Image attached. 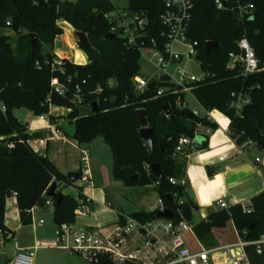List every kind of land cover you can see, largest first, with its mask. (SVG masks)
Returning <instances> with one entry per match:
<instances>
[{
	"label": "trees",
	"instance_id": "trees-1",
	"mask_svg": "<svg viewBox=\"0 0 264 264\" xmlns=\"http://www.w3.org/2000/svg\"><path fill=\"white\" fill-rule=\"evenodd\" d=\"M191 1L188 37L197 42L196 58L207 75L192 87L196 102L204 112L216 111L229 120L228 134L237 148L248 142L255 147L264 145L261 74L242 77L238 68L227 69L228 55L238 53L237 42L242 38L248 41L258 62L264 63V0H247L254 7L253 18L243 22L229 12L218 11L215 0ZM115 10L110 0H0V30L8 32L0 36V241L10 234L4 214L6 200L12 196L24 226L31 224L30 211L44 208L46 201L53 203L56 227L72 224L78 208L76 198L62 195L58 189L71 185L66 176L32 148L26 125L14 116V111L21 109L35 117H46L50 123L58 119L49 114L50 109L66 110L67 116L59 118L73 124L71 139L78 145L100 139L108 147L113 180L124 188L152 186L164 206H168L165 197L177 193L185 205L196 209L184 187L169 183L170 179L182 180L189 155L187 151L175 154L174 150L180 138H195L198 127L211 131L217 127L204 117H187L186 111L175 109L174 97L154 98L147 91L134 93L132 79L140 70L139 53L127 49L118 38H105L109 25L104 15ZM126 10L145 14L152 34L161 30L163 0H127ZM59 22L85 35L94 52L86 54L79 47L88 58L87 64L58 60L54 55V41L64 33ZM9 33L15 36V47L10 44ZM30 34L39 40L33 55ZM209 42L217 47L207 52ZM53 61H59L60 65L52 68ZM53 79L63 86V96L51 89ZM109 81L114 83L112 88L107 87ZM76 86L80 88V103L75 101ZM237 93L250 99L239 114L229 106L232 94ZM92 103L96 104L95 113ZM164 106L169 114L163 111ZM140 110L152 130L151 152L139 135L141 126L136 112ZM205 147L206 142L200 149ZM151 165L158 166L160 180L146 170ZM134 176L137 179L132 180ZM52 184L59 185L58 190L53 198H46ZM249 206V212L235 205L209 213L205 221L194 227L197 241L203 247H215L213 232L224 229L230 221L242 242H254L264 236V192L253 197ZM130 216L141 221L155 219L154 213L144 211ZM177 218L175 214L174 220ZM244 253L249 264H264V252L256 255L254 248L247 246Z\"/></svg>",
	"mask_w": 264,
	"mask_h": 264
},
{
	"label": "built area",
	"instance_id": "built-area-1",
	"mask_svg": "<svg viewBox=\"0 0 264 264\" xmlns=\"http://www.w3.org/2000/svg\"><path fill=\"white\" fill-rule=\"evenodd\" d=\"M163 4L164 10L159 18L161 30L158 34H152L145 14L132 13L126 9L115 10L104 15L109 25L107 34L120 39L127 49L138 52L140 59L145 58L154 68L153 73L147 77L142 78L137 75L132 79L135 94L149 92L148 85L154 84V93L149 92L154 98L174 97V108L187 112L189 108L186 96L195 99L192 92L193 85L207 77L196 58L198 44L188 37L193 4L191 0H163ZM214 5L218 11L229 12L239 22L253 18L254 7L247 0H235L233 4L229 3V0H215ZM6 25L9 26V23ZM237 50V54L228 55L227 69L238 68L242 77L264 73V63L258 62L245 38L237 42ZM144 54H149L150 57L147 58ZM194 63H197L201 69L202 78H196L190 72L189 67ZM59 65V61H53L51 66L53 68ZM113 86L112 81L107 83L108 88ZM50 87L59 96L65 93L63 86L59 85L55 79L51 80ZM75 91V101L80 103L82 97L79 95V86H76ZM249 104L248 96L237 93L232 94L229 106L239 114ZM190 113L195 117H200L197 109L191 110ZM39 118L46 119V117ZM204 118L213 123L211 112H205ZM211 132L206 128V135ZM55 133L58 134L57 131ZM193 142L194 138H180L174 153L182 154L187 148L192 147ZM250 145H252L251 142H248L238 148L240 154L245 153ZM226 159L225 154L218 156L219 162H224ZM80 161L82 166L79 171V180L87 178L88 156L85 152L82 153ZM149 168L146 167V170L150 172ZM169 183L184 187L183 180L178 182L170 179ZM77 194L78 208L75 210L74 222L55 227L54 237L50 244L36 245L33 249L19 252L9 264H32L35 250L39 246L63 250L78 257L86 264H99L101 261L107 264H248L244 253L245 247L252 246L256 255H262L264 252V236H260L254 242L239 240L234 244L203 247L194 235L196 224L191 220L193 215L198 214L200 221H205L207 216L199 214L196 207V209L190 208L191 219H184L182 208L185 204L177 193L170 195L172 202L170 207L164 206L162 200L157 197L151 208L154 214L160 208H168L172 212L170 220L155 218L150 221H141L131 216H124L118 211L117 221L109 226L78 224L79 218L93 216L90 210L93 200L80 193ZM45 206L53 209V203L50 201H46ZM108 207L111 206L108 204ZM249 207V204L242 206L243 212H249ZM228 208V204L223 199L214 203L215 210H227ZM175 214L178 217L176 220H174ZM42 224L43 221L40 220L37 225ZM187 236H192L193 240L195 239L199 244L198 251L194 252L188 248Z\"/></svg>",
	"mask_w": 264,
	"mask_h": 264
},
{
	"label": "crops",
	"instance_id": "crops-1",
	"mask_svg": "<svg viewBox=\"0 0 264 264\" xmlns=\"http://www.w3.org/2000/svg\"><path fill=\"white\" fill-rule=\"evenodd\" d=\"M60 24L63 32L65 26L69 27L63 22H60ZM70 30L73 32L71 28ZM53 53L58 60L66 59L80 65H85L88 62L86 54L78 48L75 51L76 56L73 52V59L67 57L66 52H64V55H60L55 47ZM67 53L69 54L68 51ZM60 110L50 109L49 114L54 118H58L53 123H50L47 119L35 117L30 112L24 114L19 110L14 111V116L26 125V134L30 137L29 142L34 151L46 157L65 176L70 173H79L82 166L80 161L82 153L87 154V178H82L85 181L83 182L80 179L74 184L58 189L64 196L76 198L77 193H80L93 200L90 208L93 216L79 218L77 220L78 224L85 226L113 225L117 221L116 213L118 211L123 212L119 208L114 209L110 204L111 207H108L105 188L106 186L123 185L113 180L110 173L109 159L111 158L112 161L111 152L97 139L88 145H78L70 137L73 124L68 122L71 131H64L61 128V123L64 120L60 118H65L68 112L66 111L63 114ZM17 112L21 113V119L16 116ZM213 123L217 128L209 135L205 133L206 128L198 127L197 129L195 138L207 137L205 149H200L202 142L197 148L192 145L191 148L185 150L189 152V155L186 157L182 178L187 198L198 208L199 214L204 216L215 210L214 203L219 199H223L229 207L235 205L247 206L253 197L264 192V151H258L257 147L250 145L245 153L240 154L228 134L229 120L224 116H220L214 118ZM56 131L58 134L55 133ZM221 154L227 156L224 162L218 161V156ZM79 186L81 187L79 188ZM144 188L148 192L151 191L157 200V195L152 186ZM125 189L135 191L139 188ZM156 200L150 203L147 211H141L151 212ZM137 212H140V210ZM30 216L31 224L22 225L15 197L12 196L6 200L4 222L10 234L0 241V264H9L19 252L33 249L36 245H47L52 242L56 227L53 222V209L47 206L34 208L30 211ZM40 220L43 221V224L38 226ZM227 224L231 232V238L223 245L234 244L239 241L233 223L230 221ZM194 241L197 243L195 239ZM197 245L199 247L198 243ZM198 250L194 249L192 251L196 252ZM73 257L74 255L63 250L39 246L35 250L32 264H77V262H74Z\"/></svg>",
	"mask_w": 264,
	"mask_h": 264
},
{
	"label": "rangeland",
	"instance_id": "rangeland-1",
	"mask_svg": "<svg viewBox=\"0 0 264 264\" xmlns=\"http://www.w3.org/2000/svg\"><path fill=\"white\" fill-rule=\"evenodd\" d=\"M110 2L116 9L122 10L127 8V0H110ZM59 24L60 22L58 23V25ZM59 26L62 25L60 24ZM74 33H75L74 31L71 32L69 27L65 26L63 36L57 37L54 42L55 50H57L60 55H64V52H66V56L69 58L71 57V59H73V52L76 56L75 53L76 48L79 49L77 38L74 36ZM1 35H8V32L5 30H0V36ZM9 36H10L11 46L15 47V36L12 33H9ZM71 48L73 49L71 50ZM67 51L69 52V54L67 53ZM144 55H147V58L150 57L149 54H144ZM139 66H140V70L138 76L142 78L147 77L149 74L153 73L154 71L153 66L150 63H148L147 60L143 57L140 59ZM189 70L196 78H202L203 73L197 63L191 65L189 67ZM186 101L188 103L189 111L197 109L199 111L200 117L205 116V112L201 109V107H199V105L197 104L194 98H192L191 96H186ZM19 112H22L24 114L29 113L28 111L23 109L19 110ZM19 112L16 113V116L21 119V113ZM60 112L64 114L66 113V110L61 109ZM220 116L223 115H221L216 111H212L213 120L214 118H219ZM63 120L64 121H62L61 123V128L64 131H71V128L68 125V121L66 119ZM106 148L108 149L107 146ZM109 163H110L109 164L110 173L112 174L111 158L109 159ZM82 181L84 182L85 179H83ZM105 193L107 196V203L110 204L114 209L119 208L123 212L122 214L124 216H129L131 214L136 213L139 210L147 211L149 209L150 203L153 202V200H156L155 196L151 193V191L148 192L147 190H145V188H139L135 191L134 190L127 191L123 186H106ZM200 220L201 218H199V215L197 214V215H193L191 222L197 224L200 222ZM213 235H214V240L216 242L215 244L216 246L225 244L231 238V232L228 228V224L226 225L225 229L216 230ZM186 238L188 241V248L190 250H194V249L198 250L199 247L197 243H195V241L193 240L192 236H187ZM73 260L74 262H77V264H86L76 256L73 257Z\"/></svg>",
	"mask_w": 264,
	"mask_h": 264
},
{
	"label": "water",
	"instance_id": "water-1",
	"mask_svg": "<svg viewBox=\"0 0 264 264\" xmlns=\"http://www.w3.org/2000/svg\"><path fill=\"white\" fill-rule=\"evenodd\" d=\"M74 36L77 38V43L78 46L86 53V54H94V52L89 48L86 37L83 33H79V32H75ZM28 38L30 40V47H31V55L34 54L35 50H36V46L39 42L38 37L36 35L30 34L28 35ZM105 38L109 39V40H114L115 37L107 34L105 36ZM217 47L216 43H212L209 42L206 44V51L209 52L210 50H215ZM261 78H262V83L264 86V73L261 74ZM147 90L150 93H154V84H149L147 87ZM92 112L95 113L96 112V104L92 103ZM163 111L166 112L167 114H169V110L166 106L163 107ZM137 116H138V120H139V124L141 126L139 135L140 138L144 141L145 145L148 147L149 151L151 152L152 150V130L150 128H148L147 126V121L145 118V113L144 111L140 110L136 112ZM187 117H191V113L190 111L186 112ZM206 142V138H201V137H197L194 139L193 142V146L194 148H197L199 144ZM257 148L259 151H263L264 150V145L262 144H258ZM150 173L151 175H153L155 178L157 179H161V175L158 169L157 165H151L150 166ZM80 178V174L79 173H70L66 175V179L70 184H74L76 181H78ZM132 180L137 179V176H134L131 178ZM57 186L55 184H52L48 190V192L46 193V198H53L55 196V192H56ZM165 200L168 204V206L172 205L171 202V198L170 196H166ZM155 218H164V219H172V212L166 208H160L155 214ZM182 216L184 217V219L186 220H190L191 219V212H190V207L185 205L182 208Z\"/></svg>",
	"mask_w": 264,
	"mask_h": 264
},
{
	"label": "bare ground",
	"instance_id": "bare-ground-1",
	"mask_svg": "<svg viewBox=\"0 0 264 264\" xmlns=\"http://www.w3.org/2000/svg\"><path fill=\"white\" fill-rule=\"evenodd\" d=\"M219 256H220V255H219ZM219 256H218V257H219Z\"/></svg>",
	"mask_w": 264,
	"mask_h": 264
}]
</instances>
